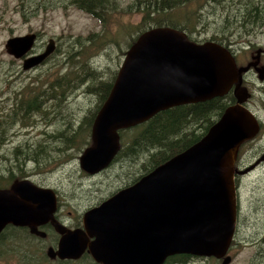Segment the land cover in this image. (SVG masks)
Here are the masks:
<instances>
[{"label": "water", "instance_id": "1", "mask_svg": "<svg viewBox=\"0 0 264 264\" xmlns=\"http://www.w3.org/2000/svg\"><path fill=\"white\" fill-rule=\"evenodd\" d=\"M35 38L34 33L11 37L5 50L23 57ZM54 49L49 38L41 53L24 58L23 69ZM245 69L213 42L197 44L170 27L146 30L126 51L94 117L92 144L79 156L80 168L100 172L118 151V130L169 107L222 95ZM243 101L227 106L200 140L85 211L82 228L68 229L54 218L51 188L27 179L0 188V232L7 224L28 225L43 237L37 226L50 220L60 238L56 249L48 248L49 257L77 259L87 251L102 264H162L178 253L223 257L235 227V157L241 143L259 131ZM230 261L228 255L221 264Z\"/></svg>", "mask_w": 264, "mask_h": 264}, {"label": "rangeland", "instance_id": "2", "mask_svg": "<svg viewBox=\"0 0 264 264\" xmlns=\"http://www.w3.org/2000/svg\"><path fill=\"white\" fill-rule=\"evenodd\" d=\"M148 1L109 0L110 3L106 8L103 10L100 8L104 14V22H100L71 3V0H0V120L6 113L11 112L17 95L18 97L21 94L28 96L32 91L38 94L42 101L41 105L48 108L47 118L50 117L48 126H44L48 119H42L41 112L33 114L37 121L33 127L24 128L16 123L7 130V124L0 125L2 127L0 174L6 176L11 169L16 172L21 170L27 175L25 178L54 188L59 206L64 212V219L72 224H79V216L83 214L86 207L96 203L116 187L131 181L137 174L144 172L148 155L145 154L143 157V154H139L134 157L124 149L118 158L113 157L105 172L94 177L92 175L83 177L81 173L84 174V172L79 166V156L89 144H85L84 140L90 141V130L88 137H86L87 133H83L78 138L79 143L66 151V156L61 153L63 156L56 163H47L43 166L44 168H35L34 158L15 165L14 159L19 160L20 156H11V150L15 146L32 147L39 138L44 135H54L56 130H65L66 133H70V124L77 127L87 120L97 107L106 84L90 85L93 74L86 69L94 70L95 75L108 81L115 78L129 47L128 43L139 29L137 27L141 20L139 12L142 8H148ZM200 1H203L202 7H198L196 0L189 5L185 3L175 5L171 12V15L180 21V26L188 25L190 29H202L198 38L219 37L217 28L222 29L223 26L220 14H231L235 9L247 4L223 9V7H229V4L228 0H221L217 5L219 8L213 9L210 3ZM261 1L264 2V0ZM256 8L257 12H255ZM254 12L255 14L251 16L250 14ZM35 32L39 33L38 39ZM28 33L35 34L34 44L38 41L36 50L43 51L49 38L54 39L56 46L44 61L24 70L23 59H16L9 55L4 47L9 38ZM191 33L194 36L192 31ZM229 38L241 41V46L244 47L253 44L254 48L258 47V50L264 49V3L249 8L245 15L236 21ZM236 49L235 51L242 57L240 63H243L248 59V55L240 53L238 46ZM30 55H32L31 51L26 57ZM64 74H68L69 77L79 75L80 79L71 83V87L67 88L60 100L50 98V86L56 77ZM249 92L254 97L247 106L260 118L262 132L259 137L249 140L239 155V162H241L239 169L245 168L244 171H250L239 178L242 186V189L239 186L242 210L250 213L247 215L248 218L241 221L240 233H247L264 220V162H259L264 153V80L261 83L258 81L257 86L251 87ZM58 118L60 120L57 121ZM203 126L204 124L202 126L194 124L189 129L193 128L195 132H199ZM44 130L47 131L43 132ZM137 131L134 129L123 132L124 142L130 143V138L134 137ZM8 133L9 137L6 139L5 135ZM56 140L61 143L60 138L52 137L44 140L43 144L49 146V143L53 142L50 146L54 147ZM118 168H127V170L119 172ZM68 211H71V214H68ZM12 232V230L7 231L0 239V244H6L5 249H0L2 264L57 263L56 257L50 259L45 254L52 239L51 235L44 241L31 238L30 242H27L15 239L14 237L18 238L20 233ZM233 255L231 264H248L247 250L240 249ZM70 260L69 262L75 264H89L84 261ZM198 263L199 260L189 262V264Z\"/></svg>", "mask_w": 264, "mask_h": 264}, {"label": "trees", "instance_id": "3", "mask_svg": "<svg viewBox=\"0 0 264 264\" xmlns=\"http://www.w3.org/2000/svg\"><path fill=\"white\" fill-rule=\"evenodd\" d=\"M145 1L146 0H141V2ZM193 1L196 0H149L148 8H142L141 12H139L141 14L140 23L137 25L139 29L136 31L137 34L135 35V37L131 38L128 46L130 47V45L134 43L136 38L142 32L153 27L164 26L172 27L180 31H185L188 25L180 26V21L176 20L174 16L171 15V12L174 10L175 5L183 3L189 5ZM255 2L256 1L247 2L243 9L242 16L245 15L249 8H253L258 5L255 4ZM71 3L75 4L79 9L89 13L91 16L97 18L100 22H104V14L100 8H102L103 10L108 6L110 2L109 0H71ZM201 4L202 2L200 0H197L198 7H200ZM224 8L225 7H223V9ZM257 10L258 9L256 8L255 12H257ZM255 12L251 13L250 15L253 16ZM232 15L233 13L223 14L224 22L222 23L223 26L220 31L223 36H225L226 32H228L229 30L227 29V27L229 22L231 21ZM86 70L90 71V73L93 74L91 76L92 80L90 85L96 86L106 84L105 90L101 95L97 107L91 112L85 122L81 123L77 127H73L72 124H70V133H66L65 130H56L54 135H44L43 137L39 138L36 141V144L32 147L28 146L27 148H25L21 146H15V148L11 150V156H20L19 160H15L13 158L15 165H19L25 162L27 159L34 158V167L44 168L43 166L47 163H56L61 158V156H66V151L75 147L79 143L78 138L81 137L83 133H87L86 137H88L89 130L91 132L90 128L92 127L94 117L100 106L105 101L113 84L114 78L113 80L109 79L108 81V79H102L99 76L95 75L96 72L94 70H89L88 68ZM79 79V75H73L69 77L68 74L56 77V79L50 86V98L60 100L61 97L64 96L67 88L71 87V83H74ZM15 98V105L12 108L11 112L9 114L6 113L0 120V125L7 124V130L12 128L16 123L20 124V126L24 128L33 127L37 123V121L33 117V114L36 112L42 113V119L47 118L49 110L48 108H45V106L41 105L42 101L38 97V94L34 91H32L28 96H22L21 94V96L18 97L17 95ZM232 98L233 97L228 94L224 97H216L207 101L176 105L165 110L158 111L151 118L141 124H137L135 126L120 130L119 149L114 158H118L124 149L134 157L138 156L139 154H143V157L145 154L148 155L147 164L146 166H144V168H146L145 171L137 174L131 181L123 183L121 186H127L136 182L143 175H146L154 168L170 159L172 156L182 152L183 150L200 140V138L206 134L209 127L218 119V117L221 116L224 109L235 102L234 100H232ZM47 119L48 120L44 123V126H48L47 122L49 121L50 117H48ZM58 120L60 119L58 118L57 121ZM194 124H200L201 126L204 124V126L199 132H195L193 128L189 129ZM39 125L41 124L39 123ZM1 129L2 127H0V131ZM134 129L138 130L136 135L130 138V143H125L123 140L124 133ZM46 131L47 130H44L43 132ZM261 132L262 123H260V131L258 137L260 136ZM7 137H9V133L5 135L6 139ZM52 137L60 138L61 143L58 140L54 141V147L50 146V144L53 142L49 143L50 147L46 144H43L44 140ZM84 137L85 136H83V138ZM1 142L2 141L0 140V143ZM84 142L85 144L89 143L85 148L89 147L92 144L91 137L90 141L84 140ZM246 143H248V141L243 142L239 148L238 156L235 162L236 168H239L241 165V162H239V155L241 154L242 148H244ZM19 150H21L22 152H20ZM61 153H63V155ZM126 170L127 168H118L119 172ZM26 176L27 175L21 170L16 172L12 169L8 171V174L6 176L0 174V188L8 187L11 182L22 179ZM9 230H12L13 232L18 231L20 233V236L18 238L14 237L15 239L24 240L27 242H30L29 239L31 238L37 239V237H35V235L30 233L27 229L15 227L13 225H7L2 230V232L0 233V239ZM37 240L44 241L45 238H39ZM5 248L6 244L1 243L0 249L3 250ZM201 257L202 256H194L189 254H174L168 256L162 264H184L189 263L190 260L194 261ZM79 261H84L90 264V262H92V259L89 256L84 255L78 260V262ZM0 264H2L1 258ZM58 264L75 263L60 261Z\"/></svg>", "mask_w": 264, "mask_h": 264}, {"label": "flooded vegetation", "instance_id": "4", "mask_svg": "<svg viewBox=\"0 0 264 264\" xmlns=\"http://www.w3.org/2000/svg\"><path fill=\"white\" fill-rule=\"evenodd\" d=\"M219 1L220 0H204V2L206 4L210 3L212 5L213 9L219 8L217 6L219 4ZM249 1H256V4H258V5L261 3H264L261 0H228L229 7H225V8L238 7L241 4L247 3ZM202 6H203V1H202V4L200 7H202ZM244 7L245 6L239 7V8L234 10L233 15L231 17V21L229 22L228 27H227V29H229V30H228V32H226L225 36H223L220 33L221 29H219V28H217V32L220 35L219 37L212 36V37H206V38H198L199 34L202 32V29H200V28H196V29L191 28L190 29L189 26L186 27L185 31H182L183 33L186 34V36L189 38V40H191L197 44H201L204 42H215V43H218L220 45H223L233 56L237 68L250 65L248 70L242 73L241 81L234 83L231 90L228 92V94L233 97L232 100H234L235 103L238 101V98L239 99L244 98V101L242 103H244L245 101H246V103L250 102L253 99L254 95H252V93L249 92V90H251V87L257 86L258 81L261 83V81L264 80V78L263 79L259 78V74L261 77H264V49L258 50V47L254 48L253 44H249L247 47H244V46H241L242 45L241 41L230 40V38H229V36L232 33V29H233L236 21L240 17H242ZM220 9H222V8H220ZM220 19H221V23H223L224 22L223 14H220ZM191 31L194 33V36L192 35ZM35 33H36L37 39H38L39 33H37V32H35ZM37 42L35 43L34 47L31 50L32 54H39L40 52H42V50H36ZM236 46H238L240 48L238 50V51H240V53L248 55V59L244 60L243 63H240L242 57L235 51V50H237ZM253 76H255L256 78H254ZM245 89L247 91H243ZM247 92H249V94ZM228 94H226V95H228ZM259 122H261V121L259 120ZM252 139H254V138H252ZM252 139H250V140H252ZM107 169L108 168H105L96 174H88V173L84 172V174L81 173V176L87 177V175L88 176L92 175V177H94L100 173L105 172V170H107ZM243 169H245V168H243ZM243 169L241 170V169L237 168L236 171L240 170V171L245 172ZM248 172H250V171H248ZM248 172L243 173V174L236 172L235 176H234V184H235V192H236V205H237L236 206V217H235V227H234V230L232 233L230 243H229L228 248H227V252L225 253V255L223 257H201V258L197 259V260H199L198 264H221L223 258L226 257L227 255H229L231 257V261L229 263V264H231L233 261V257H234L233 254L240 249H242V250L245 249L249 252V258H247L248 264H264V220L262 221V223H260V225L253 227L247 233H245V232L240 233V223L243 219L248 218L247 215H249L250 213H245L242 210L243 207H242V203H241V196H239L240 195L239 194V186H241V183L239 182V178L242 177V175L247 174ZM107 174H109V173H107ZM23 178H25V177H23ZM26 179L31 181L32 183H34L35 185H37L39 187H47V186H44L43 184H38V183L28 179V178H26ZM9 185H8V187H9ZM124 187H126V186L116 187L114 190L110 191L106 196L100 198L96 203L86 207L83 210V212L85 210H87L88 208H91L93 206L100 204L102 201L109 198L111 195H113L119 189L124 188ZM5 188H7V187H5ZM241 189H242V186H241ZM55 197H56L58 202L56 203V208H55V211L53 213L54 218L68 229L73 230V229L82 228V223L80 221V217L82 216V214H80V216H79V224L78 225H77V223L72 224V222L65 220L64 216H63L64 212L61 209V206H59V200H58L57 193H56ZM67 213L71 214V211H68ZM263 216H264V213H263ZM15 227H18V226H15ZM37 227H38V229L43 230L45 232V235L43 237L35 235V237H37V239H39V238L48 239L51 235L52 239L49 242L48 246L52 247L53 249H56L60 235H59L58 231L55 229L53 223L49 220L47 222L39 224ZM19 228L27 229L30 232V228L28 227V225H23V226H20ZM90 240H92V239H90ZM255 253H257V255H255ZM84 255H87L91 258V256L86 252L83 253L82 256H84ZM77 260H79V259H77ZM55 261L57 263H59L60 261L61 262H69L71 260L70 259L60 260L58 258H55ZM94 264H101V262L98 263L96 261V262H94Z\"/></svg>", "mask_w": 264, "mask_h": 264}, {"label": "bare ground", "instance_id": "5", "mask_svg": "<svg viewBox=\"0 0 264 264\" xmlns=\"http://www.w3.org/2000/svg\"><path fill=\"white\" fill-rule=\"evenodd\" d=\"M159 27H164V26H159ZM153 28H155V27H153ZM170 28H172V27H170ZM151 29V28H150ZM173 29H175V28H173ZM177 30V29H176ZM179 32H181V33H183L182 31H180V30H178ZM145 32V31H144ZM143 33V32H142ZM183 34H185V33H183ZM186 35V34H185ZM187 37V36H186ZM188 38V37H187ZM189 39V38H188ZM213 43H215V42H213ZM133 44V43H132ZM131 44V45H132ZM215 44H217V45H219V46H221V47H223L226 51H228L223 45H220V44H218V43H215ZM130 45V46H131ZM129 49V48H128ZM127 49V50H128ZM228 53L230 54V56L233 58V56L231 55V53L228 51ZM233 60H234V58H233ZM250 67V65H247V66H245V67H240V68H246L245 70H242L241 71V73H240V75L238 76V78L231 84V86L228 88V90L224 93V94H222V95H219V96H215V97H213V98H216V97H223V96H225L226 94H228V92L231 90V88H232V86H233V84L234 83H237L238 81H241V75H242V73L243 72H245V71H247L248 70V68ZM239 69V68H238ZM259 78L260 79H263L264 77H261L260 76V74H259ZM243 91H247L246 89L245 90H243ZM248 94H249V92H247ZM249 97V96H248ZM247 97V98H248ZM212 99V98H211ZM211 99H207V100H211ZM207 100H204V101H207ZM200 102V101H199ZM243 104V106H245V108L251 113V115L253 116V118L258 122V123H260L259 122V120H260V118H258L257 116H256V114H255V112L254 111H252L248 106H247V103H246V101L244 102V103H242ZM261 161H264V160H260L259 162H261ZM105 168H107V167H105ZM236 194V193H235Z\"/></svg>", "mask_w": 264, "mask_h": 264}]
</instances>
